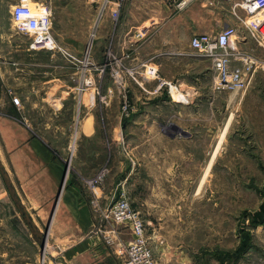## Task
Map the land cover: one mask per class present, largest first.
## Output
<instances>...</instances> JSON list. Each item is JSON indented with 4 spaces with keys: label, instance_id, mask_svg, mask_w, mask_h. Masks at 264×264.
I'll list each match as a JSON object with an SVG mask.
<instances>
[{
    "label": "rangeland",
    "instance_id": "1",
    "mask_svg": "<svg viewBox=\"0 0 264 264\" xmlns=\"http://www.w3.org/2000/svg\"><path fill=\"white\" fill-rule=\"evenodd\" d=\"M19 1L13 0V2ZM31 1L50 4L53 11L51 30L53 34L55 33L57 42L59 39L57 34L67 28H75L79 33L78 38L85 41L83 52L71 51L77 59L63 55L64 63L59 60L57 65L60 71H64L67 82L74 86L76 93L74 97L70 96L65 101V106L77 107L78 115L76 120L71 121L70 115L66 114L64 117L66 124H71L73 128L78 127L86 116L93 112L95 124L99 126L98 134L107 143L106 159L100 161L94 175L83 179L85 185L94 189L103 184L114 170L116 160L123 159L125 164L127 161L134 167H137L139 158L145 160V163L152 161L148 156V149L151 148L148 143L153 139L152 135L150 137L146 135L145 144L136 147L144 137L140 135L138 138V132L125 131L123 124L125 120L133 117L139 106H143L142 100L134 97L139 93L138 84H141L145 77L152 76L154 66H151V63L154 60L151 59L149 65H144L133 59L134 54L131 49L124 51V57L120 54L124 39L127 43L132 39L130 33L126 37L114 36L109 43L113 67L109 66L110 62L93 66L90 45L94 39V28L91 29V25L95 8L91 0H80L79 4L77 2L74 4L73 0H55L54 3L52 0ZM214 5L210 4L211 7ZM122 6L123 0H121L119 19L113 20L115 27H119L126 12ZM62 7L68 8L69 11L63 10ZM10 9L11 4L6 0H0V29L15 30L10 18ZM237 11L242 15L246 14L239 6ZM168 21L166 19L161 22ZM212 22L219 26L227 23L239 24L238 21L213 20ZM123 27L126 26L122 25ZM17 35L23 37L24 43L31 44L32 39L28 34L17 32ZM144 38H147L146 41L150 40L151 46L147 53L149 57H153L154 53L168 56L170 50L180 44L190 45L192 37L160 36L152 33V35H144ZM131 45L129 48L134 49ZM239 48L264 61V47L260 46L247 31H241L239 35ZM193 51L194 54L199 55L198 57H204L196 50ZM54 53L62 54L58 50ZM87 55L90 57L88 61H86ZM164 64L165 74L168 77L169 63L164 62ZM210 66L211 76L216 77L217 80L214 85L210 84L209 97L203 102L200 112H194V115L190 116L185 114V109L176 108L177 106L173 104L180 101L176 94L174 98L169 94L170 103L159 108L158 118L163 125L161 127L163 138L156 153L158 154L156 175H162L160 188L163 194H167L161 197L163 199H159V202L176 208V216L179 219L176 227L159 228L154 231L160 234V240H154L153 229L146 226L155 264H264V222L257 223L251 219V214L259 210L264 202V62L260 65L252 85L245 91L221 88L213 63ZM98 73L103 79L108 78L112 82V87L106 94L103 88L100 89L99 97L94 95L93 88L90 87L92 84L87 82L95 81V75ZM162 80L170 81L168 78ZM14 89L10 83H0V98H3L0 101L3 102L0 103V119L8 117L21 124L34 126L38 123L44 124L45 117L34 116L37 122H33L34 118L24 115L22 109L20 112L11 110L8 98L12 99L13 95L21 98V103L16 104L18 109L24 104L22 94ZM165 91L169 93L166 84L159 92L164 94ZM176 123L179 126H175ZM115 125L117 130L111 132V126ZM224 128L225 132H223ZM170 132L174 133L177 139L183 140L180 142L182 148L172 142L174 136ZM70 140H74L73 136ZM73 149L72 146L66 151L67 171L70 173H73L72 167L68 166L72 161ZM189 152H192L194 158L192 163L186 162V159L191 158L185 155H189ZM101 158L102 156L99 155L98 160ZM210 159L211 165L206 169ZM149 164L148 166L146 163V168L151 171L153 164L151 162ZM169 165L172 168L167 179L165 173ZM142 167L141 175L145 172V165L143 164ZM191 171L193 192L186 196L184 190L186 183L182 176ZM99 176L101 178H98V182L90 184V181H95ZM128 192L124 191L132 206L136 207V200L134 198L132 200ZM17 194L27 207L22 196ZM92 200L96 218L102 221L98 225L99 229L110 231L113 237H120L125 225L105 219L102 215L105 205L95 198L97 203L95 206ZM28 211L37 226L44 231L41 213L37 214L31 209ZM246 234L250 237L248 247L239 251ZM31 237H33L32 232L11 198L0 171V264H64L59 254L55 253L53 256L55 258L48 254L47 246L43 256H40L39 243L35 240L32 247L28 241ZM228 254L232 257L222 262L220 256Z\"/></svg>",
    "mask_w": 264,
    "mask_h": 264
},
{
    "label": "crops",
    "instance_id": "2",
    "mask_svg": "<svg viewBox=\"0 0 264 264\" xmlns=\"http://www.w3.org/2000/svg\"><path fill=\"white\" fill-rule=\"evenodd\" d=\"M6 1L11 4V12L17 2ZM54 1L52 0L53 3ZM179 1L181 0H123L122 7L126 12L119 27H115L105 0H91L95 11L91 25V29L94 28V39L90 45V57L95 66L113 62L109 43L114 36L126 37L131 33L132 39L128 40L129 43L124 39L120 54L124 57V51L131 49L133 59L144 65H149L153 59L151 64L158 68L157 75L145 77L138 84L139 93L134 98L142 100L143 106H139L133 117L123 124L125 131L138 132V138L140 135L144 137L136 147L145 144L146 135H152L153 139L148 143L151 146L148 156L152 158L150 162L153 170L149 171L146 163L149 166L150 162L145 163L141 158L138 159L137 167L119 159L114 162V170L104 183L94 189L91 186L89 189L83 179L94 175L100 161L106 159L107 143L98 134L99 126L95 124L93 112L78 127L73 128L65 122L66 114L70 115L71 121L76 120L78 108L65 106V101L76 93L74 86L67 82L64 71L58 69L59 60L64 63L63 54H55V51L48 49H33L30 43H24L23 37L17 35L16 29H0V83H10L15 91L22 94L24 102L23 107L18 109L13 100L8 98L9 107L15 112L22 109L24 115L34 118L33 122H37L35 117H45L46 120L44 124L34 126L21 124L8 117L1 118L0 159L28 209L41 213L43 227L47 228L48 254L52 258H55V253L59 254L64 264H120L117 248L132 238L128 226L123 227L120 237L116 235L118 238L111 236L110 231H101L98 225L102 221L97 220L91 199L96 198L103 205H108L122 191H129L132 200H136L134 208L141 213L146 226L153 229L154 240H160V234L154 232L156 229L177 225V209L159 202L167 194H163L160 188L162 175H156V153L163 138V125L158 116L159 108L170 103L169 93L165 91L161 94L159 84L162 79L167 78L178 84L179 90L186 94L188 100L185 103L178 101L173 105L185 109V114L191 116L194 112L201 111L203 102L209 97L210 84L214 85L217 79L211 76V59L198 57L190 45L180 44L170 50L168 56L154 53L153 57H149L147 50L151 46L150 40L146 41L147 38L143 39L138 33L171 37L215 33L222 28V24L215 25L213 20L237 21L235 4L241 0H188L182 8L178 6ZM76 2L79 4L80 0H73L74 4ZM210 4L214 6L211 7ZM65 7H62L63 10ZM65 10L69 11L68 8ZM166 19L169 21L161 22ZM122 25L126 27L122 28ZM57 35L58 43L69 50L76 53L85 50V41L78 38L79 33L75 28L63 29ZM131 43L134 49L129 48ZM164 62L169 63L168 77ZM95 77L90 87L93 88L94 95L99 97L100 89L103 88L106 94L111 89L112 82L108 78L103 79L99 73ZM2 100L1 97L0 101ZM176 125L179 126L177 123ZM116 130V125L111 126V132ZM170 133L174 136V133ZM72 136L73 141L70 140ZM181 141L183 140L177 139L176 135L172 137V142L180 148L183 147ZM72 146L73 156L68 166L72 167L73 173H70L67 171L66 151ZM99 155L102 156L100 160ZM185 155L191 156L186 162L192 163V152ZM211 161L210 159L206 169H209ZM143 164L145 172L141 175ZM171 165L166 168L167 179L171 174ZM192 174L191 171L182 176L186 183V196L193 192ZM28 241L34 247L35 239L31 237Z\"/></svg>",
    "mask_w": 264,
    "mask_h": 264
},
{
    "label": "built area",
    "instance_id": "3",
    "mask_svg": "<svg viewBox=\"0 0 264 264\" xmlns=\"http://www.w3.org/2000/svg\"><path fill=\"white\" fill-rule=\"evenodd\" d=\"M187 2L188 0H181L178 2V6L182 8ZM105 4L109 5L113 20H118L121 0H105ZM237 6L246 12L245 15H242L235 11L238 25L225 24L215 33L194 35L190 45L199 54L211 59L221 88L245 91L252 85L255 75L264 61L239 48V35L241 31H247L260 46L264 47V0H241L235 4V9ZM52 12V8L47 2L20 0L13 5L10 18L18 32L31 37L30 46L32 48L58 50L68 58L77 59L71 50L56 41L51 30ZM138 34L144 36L143 32ZM88 55L86 61L90 60ZM112 63V61L109 63L110 67H113ZM92 64L95 66L93 62ZM151 74H158L156 65H154ZM87 82L93 84L91 80ZM165 84L173 98L176 94L179 96L178 100L182 102L188 100L185 97L186 94L179 91L178 84L161 80L159 88ZM12 100L17 105L21 103V98L18 95H13ZM98 178L101 176L97 177L95 181H90V184L98 182ZM92 203L97 206L94 199ZM102 215L105 219L128 226L131 230L132 238L117 248L120 264H155L145 221L123 191L111 203L105 205Z\"/></svg>",
    "mask_w": 264,
    "mask_h": 264
},
{
    "label": "water",
    "instance_id": "4",
    "mask_svg": "<svg viewBox=\"0 0 264 264\" xmlns=\"http://www.w3.org/2000/svg\"><path fill=\"white\" fill-rule=\"evenodd\" d=\"M0 171L6 183V186L9 190L11 198L13 199L16 207L18 208L19 212L21 213L22 217L24 218L28 227L30 228L33 237L39 243L41 255L43 256L45 252V248L47 246V228H45L43 231L37 226L31 213L28 211L26 205L23 203L21 198L18 196L13 180L11 179L7 169L5 168L1 160H0Z\"/></svg>",
    "mask_w": 264,
    "mask_h": 264
},
{
    "label": "trees",
    "instance_id": "5",
    "mask_svg": "<svg viewBox=\"0 0 264 264\" xmlns=\"http://www.w3.org/2000/svg\"><path fill=\"white\" fill-rule=\"evenodd\" d=\"M251 219L252 221L254 222H257V223H261V222H264V202L260 205V209L255 211L254 213L251 214ZM250 237L246 234L245 235V239L243 241V243L240 245L239 247V251L241 250H244L245 247H248V241H249ZM232 256H230L229 254L228 255H222L220 256V260L222 262H224L225 259H230Z\"/></svg>",
    "mask_w": 264,
    "mask_h": 264
},
{
    "label": "bare ground",
    "instance_id": "6",
    "mask_svg": "<svg viewBox=\"0 0 264 264\" xmlns=\"http://www.w3.org/2000/svg\"><path fill=\"white\" fill-rule=\"evenodd\" d=\"M75 136V135H74ZM225 136V135H224ZM204 176V175H203Z\"/></svg>",
    "mask_w": 264,
    "mask_h": 264
}]
</instances>
